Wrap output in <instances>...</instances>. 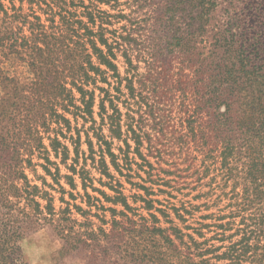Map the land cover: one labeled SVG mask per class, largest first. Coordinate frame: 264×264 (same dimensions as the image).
I'll list each match as a JSON object with an SVG mask.
<instances>
[{
  "label": "trees",
  "instance_id": "1",
  "mask_svg": "<svg viewBox=\"0 0 264 264\" xmlns=\"http://www.w3.org/2000/svg\"><path fill=\"white\" fill-rule=\"evenodd\" d=\"M245 22L233 0H0V264L46 227L104 264H264Z\"/></svg>",
  "mask_w": 264,
  "mask_h": 264
},
{
  "label": "rangeland",
  "instance_id": "2",
  "mask_svg": "<svg viewBox=\"0 0 264 264\" xmlns=\"http://www.w3.org/2000/svg\"><path fill=\"white\" fill-rule=\"evenodd\" d=\"M237 5L238 11L242 17L246 19L244 28L247 30L253 29V26L258 27V31H261L264 23V0H233ZM253 13H256L253 15ZM258 15V21L255 17ZM261 15V16H259ZM254 18L252 20L251 18ZM86 148V146H84ZM99 176V175H97ZM130 188V186H128ZM130 193V192H128ZM182 197V196H179ZM161 199L166 196H160ZM190 197L186 198L189 199ZM173 201H176L173 199ZM29 239L33 242V251L37 254L43 251V245L49 240L55 242L56 258L54 264H104L100 259L94 258L90 251L85 248H79L77 250L68 251L64 248V242L51 227L37 230L28 235ZM27 243V240H24Z\"/></svg>",
  "mask_w": 264,
  "mask_h": 264
},
{
  "label": "clouds",
  "instance_id": "3",
  "mask_svg": "<svg viewBox=\"0 0 264 264\" xmlns=\"http://www.w3.org/2000/svg\"><path fill=\"white\" fill-rule=\"evenodd\" d=\"M205 239H207V236H205ZM24 240H27L26 244L24 243ZM24 240H21L19 242L21 248L23 249V264H54L57 251L54 246V241L49 240L46 244L42 246L43 251L37 254L32 250L33 242L31 241V239L25 237ZM209 246H212L211 241L209 242Z\"/></svg>",
  "mask_w": 264,
  "mask_h": 264
}]
</instances>
